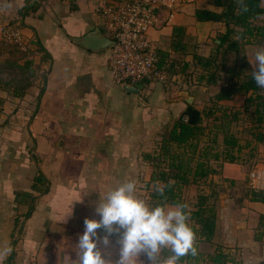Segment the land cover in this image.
Wrapping results in <instances>:
<instances>
[{"label":"crops","instance_id":"0c3cea01","mask_svg":"<svg viewBox=\"0 0 264 264\" xmlns=\"http://www.w3.org/2000/svg\"><path fill=\"white\" fill-rule=\"evenodd\" d=\"M106 1L0 0V28L19 24L38 71L23 95H15L9 84L0 92V264H75L84 219H99V199L126 180L135 181L138 197L147 199L149 189L143 183L151 167L142 154L153 149L164 127L188 105L205 107L224 84L221 79L209 86H188L178 75L173 76L177 82L114 83L107 68L109 49H91L73 39L89 26L105 34L99 9ZM31 4L36 10L21 15V8ZM201 8L223 10L211 0H179L171 19L159 12L147 38L161 63L182 57L191 64L192 52L206 56L214 50L225 24L197 20L194 11ZM250 49L246 45L238 63L228 65L239 68L243 55L242 71L253 70ZM184 93L192 97L191 104ZM246 96L237 93L219 104L239 109ZM233 130L241 143L250 141L233 163L253 157L254 167L264 169V131L256 141L244 121H236ZM228 165L226 196L215 204L213 239L195 241L198 255L182 257L179 264H202L200 255L211 254L217 245L225 253L241 254L244 262L264 259V220L259 218L264 202L249 198L242 165ZM111 240L108 251L117 258L116 237ZM162 251V257L171 254Z\"/></svg>","mask_w":264,"mask_h":264},{"label":"trees","instance_id":"16d2710c","mask_svg":"<svg viewBox=\"0 0 264 264\" xmlns=\"http://www.w3.org/2000/svg\"><path fill=\"white\" fill-rule=\"evenodd\" d=\"M211 1L221 5L223 10L217 13L206 8L196 9L194 16L199 21L224 22V32L217 35L218 42H213L214 50L206 56L192 52V63L189 64L182 57L161 63L157 49L154 48L156 65L167 74V78L162 82L172 81L173 76L178 75L188 86L199 83L209 86L221 79L224 84L209 98L210 103L205 107L188 105L177 118L164 127L159 138L154 142L153 149L142 154L143 160L151 167L149 178L143 183V187L149 189L145 201L150 206L167 203L185 204L182 192L186 186L195 185L197 190L195 201L185 211L190 215L188 223L195 232L196 242H210L215 234L217 216L215 204L218 195L224 191L223 183L227 180L223 162H237L239 157L237 151L250 145L247 139L241 143L231 122L233 120L246 122L247 134L256 141L262 140L264 131V92L257 87L251 77L252 69L248 73L242 71L241 67L246 65L242 60L243 55L240 58L239 68H231L228 65L230 62L234 65L238 63V58L246 45L263 42V0H244L247 11L242 10L237 0ZM35 10V4L24 5L20 14L24 16ZM0 40L4 41V38ZM29 55L25 56L24 64L18 66L20 68L27 66L32 73L34 70L32 71L31 67L33 68L34 64ZM11 64L13 65L14 61L5 60L0 65ZM222 72L226 75L224 76ZM173 81L177 82L175 78ZM23 90L22 87H17L13 92L21 96ZM237 93L247 94L242 108L232 110L219 104L220 100H228ZM242 114L246 115V118L244 115L242 117ZM247 164L251 165V163ZM214 175L217 179H214ZM157 185L164 187L163 196L155 191ZM247 194L251 200L264 202V189H253L248 185ZM259 218L264 220L263 215ZM162 254L163 251L161 256ZM200 256L202 264H206L205 259L213 264H229L235 260L234 255L223 252L218 245L211 254ZM197 259L198 257L195 258V263L199 261Z\"/></svg>","mask_w":264,"mask_h":264},{"label":"clouds","instance_id":"9594fccd","mask_svg":"<svg viewBox=\"0 0 264 264\" xmlns=\"http://www.w3.org/2000/svg\"><path fill=\"white\" fill-rule=\"evenodd\" d=\"M237 3L247 11L244 0ZM254 60L251 77L257 87L264 89V47L256 50ZM164 190L159 185L155 188L161 196ZM186 208L187 205L181 203L150 206L138 197L135 181L119 183L96 203L95 213L99 219H84L75 264H179L182 257L197 256L195 232L188 223L190 215ZM113 236L118 246L117 258L108 251ZM165 249L171 254L162 257Z\"/></svg>","mask_w":264,"mask_h":264},{"label":"built area","instance_id":"2783aa9c","mask_svg":"<svg viewBox=\"0 0 264 264\" xmlns=\"http://www.w3.org/2000/svg\"><path fill=\"white\" fill-rule=\"evenodd\" d=\"M178 1L108 0L101 4L104 32L113 40L108 48L107 68L114 83L144 79L165 81L167 74L156 65V53L147 31L156 24L159 12L165 11L167 19H171ZM0 36L19 44L24 42L20 29L10 24L0 28ZM247 178L251 188L264 189V169L251 167Z\"/></svg>","mask_w":264,"mask_h":264},{"label":"rangeland","instance_id":"374dc122","mask_svg":"<svg viewBox=\"0 0 264 264\" xmlns=\"http://www.w3.org/2000/svg\"><path fill=\"white\" fill-rule=\"evenodd\" d=\"M10 26H16L18 29H20L19 24L18 23H10ZM21 31V29H20ZM22 36L23 33L21 32ZM4 38L3 40H0V64H2L5 60L6 61H14V64L12 65H0V92H5V87L4 85H8L11 87V91H13L14 89H16L17 87L20 88H26V86L28 85V83L34 78V74L35 71H37V69L35 70L34 67L32 69V71L34 70V72L31 73V71H29V67L25 66L24 68H20V66L18 65H23L24 64V60H25V56L27 57L29 54L31 55V51H28V47H26V43L23 42L21 44L15 42L13 39L8 38V37H2L0 36V39ZM5 38H7L8 40L6 41ZM9 41V42H8ZM264 41V40H263ZM249 46H251L250 49V56L251 53L255 56V52L258 48L262 47L261 46V42L257 43L254 42V44H250ZM28 53V54H27ZM230 65V64H229ZM31 66V65H30ZM28 69V70H27ZM223 75L225 76L226 74L223 73ZM167 83V82H166ZM4 88V89H3ZM185 117V116H184ZM243 117V115H242ZM242 121V120H240ZM238 120V122H240ZM236 120H233L231 122L232 127L235 125ZM163 131V130H162ZM160 136V135H159ZM250 160L248 161V159L243 156L242 162H239L240 165H242V168L246 167L247 169L244 170V168L242 169L243 173H245L246 179L247 178V174L248 171L251 167H253V163H255V158L253 157H249ZM257 162V161H256ZM233 163V162H230ZM247 163H251V165H248ZM229 162H223V165L225 167H229ZM222 181V180H221ZM248 182V180H246ZM223 185H226V181L225 183H223ZM222 193H226V191L224 190L223 192L220 193V195H218V197H225L226 194H222ZM197 194V190L194 184H190L189 186H186V189H184V191L182 192L183 195V199H184V203L187 205L188 209L191 207V205L194 203L195 198L194 196ZM223 195V196H221ZM216 210V207H215ZM218 216V215H217ZM216 216V218H217ZM234 259L231 261L229 264H264L263 261L264 259L261 260H257V262L255 263H250V262H244L246 260H244V258L241 256V254H238L235 252L234 254ZM247 258V257H246ZM239 261V262H237ZM207 264H213V263H207Z\"/></svg>","mask_w":264,"mask_h":264},{"label":"water","instance_id":"95a60500","mask_svg":"<svg viewBox=\"0 0 264 264\" xmlns=\"http://www.w3.org/2000/svg\"><path fill=\"white\" fill-rule=\"evenodd\" d=\"M76 42L91 48V49H103V48H109L111 45H113V40L107 37L102 30L99 27H92L89 26L88 32L84 33L81 36L74 37L73 38ZM123 85L125 87L132 86L127 81L123 82ZM129 89V88H128ZM184 95V99L191 104L192 103V97L190 95Z\"/></svg>","mask_w":264,"mask_h":264}]
</instances>
